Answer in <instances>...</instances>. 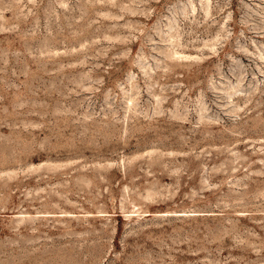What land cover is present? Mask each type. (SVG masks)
<instances>
[{"label": "rangeland", "instance_id": "rangeland-1", "mask_svg": "<svg viewBox=\"0 0 264 264\" xmlns=\"http://www.w3.org/2000/svg\"><path fill=\"white\" fill-rule=\"evenodd\" d=\"M0 264H264V0H0Z\"/></svg>", "mask_w": 264, "mask_h": 264}]
</instances>
